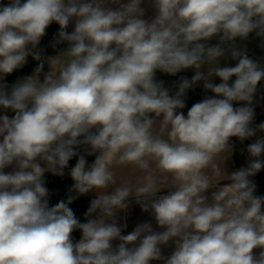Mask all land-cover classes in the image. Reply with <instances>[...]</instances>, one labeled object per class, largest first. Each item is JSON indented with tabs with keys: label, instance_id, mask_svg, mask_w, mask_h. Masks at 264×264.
Masks as SVG:
<instances>
[{
	"label": "clouds",
	"instance_id": "9594fccd",
	"mask_svg": "<svg viewBox=\"0 0 264 264\" xmlns=\"http://www.w3.org/2000/svg\"><path fill=\"white\" fill-rule=\"evenodd\" d=\"M144 3L0 5V264H264V195L251 179L264 169V122L253 126L264 57L244 44L254 36L264 48V0H150V19ZM52 23V46L67 47L45 57ZM29 56L38 66L9 87ZM188 69L174 94L157 79ZM201 81L212 95L178 111ZM234 137L255 140L247 166L228 173ZM76 156L75 195L50 206L45 173L63 176ZM92 191L81 222L69 205ZM130 198L162 231L145 222L122 234Z\"/></svg>",
	"mask_w": 264,
	"mask_h": 264
},
{
	"label": "trees",
	"instance_id": "16d2710c",
	"mask_svg": "<svg viewBox=\"0 0 264 264\" xmlns=\"http://www.w3.org/2000/svg\"><path fill=\"white\" fill-rule=\"evenodd\" d=\"M23 2V0H22ZM2 4H7V0H0V5ZM59 31V25L56 23H52L48 29L46 30V35L41 39L40 44L38 45V50H42V55L46 56L49 53H55L59 52L61 49L66 48L67 44H59L53 47L52 45L55 43V40L57 38V33ZM67 31L71 32V28L69 27ZM212 43H215V41H212ZM246 45V48L248 50H251L252 47L257 46L256 49L253 52V59H257L260 57H264V48H261L258 46L259 41L258 39L254 38V36H250L247 41L244 42ZM39 61H36L32 59L31 56L28 57L27 63L20 69L16 70L13 74L8 75L5 77V83L9 85V87L15 83V80L17 78L22 79L25 76L31 75L34 71V69L38 66ZM45 71H47V64H45ZM193 75L189 72L188 70L182 71L178 73L176 76H171V75H166L162 73H157V79L162 80L164 82V86L168 89H170V94L175 93V89L177 87V84L180 80L181 77H186L188 79H191ZM233 80L235 79L234 77L232 78ZM177 82L174 84V82ZM214 83H220V80L215 81ZM203 83H198L194 88H193V94L190 98L185 99V104L186 107L184 109L178 110V111H183L184 114H187L188 109L196 103L197 100L200 98L210 94V92H205L203 89ZM258 88L261 89L262 95H264V81H261L260 84L258 85ZM7 114L11 117L14 115V113L11 112V110L7 111ZM234 140L239 141L238 138H232ZM244 144V151L247 160H249V156L247 153V146L250 144L247 140L243 142ZM78 153L80 155H84L85 159L87 160L88 164H91L95 156H90L87 155L86 150L84 147H81L77 149ZM78 156L73 157L69 161V165H72L73 163L77 162ZM51 175L53 177V180L50 184H48L46 187L49 190V204L50 206L55 205L61 200H67V197L69 195H75L74 192H71V186L73 184V181L71 179V176L65 178V179H60V176L58 175H53L52 173H45V177ZM251 179L254 181L256 184V192L255 195H264V169H262L260 172H258L254 177H251ZM90 204V199L88 196H80L78 199L74 200L72 204L69 205V207L73 210L75 213L76 217L81 221V222H86V216L85 213L87 212V209L89 208ZM74 242L78 241V238L80 236V231L77 230L73 232L72 234ZM150 264H163V263H150Z\"/></svg>",
	"mask_w": 264,
	"mask_h": 264
},
{
	"label": "crops",
	"instance_id": "0c3cea01",
	"mask_svg": "<svg viewBox=\"0 0 264 264\" xmlns=\"http://www.w3.org/2000/svg\"><path fill=\"white\" fill-rule=\"evenodd\" d=\"M125 2H126V0H125ZM142 7L145 8V11H146V15L144 17L145 19H150L155 15V10L150 4V0H145V3L142 4ZM69 27L71 28V30H73L74 22L70 23ZM57 53L58 52L49 53L45 57L54 56ZM248 54L251 58H253V52L252 51L248 50ZM235 63H236V61H233L229 58L227 60H222L221 66L222 67L223 66H235ZM189 72L192 75H194L193 69H189ZM17 79H20V78H17ZM17 79L15 80V82L17 81ZM214 80L217 81V80H219V78L214 77L213 81ZM4 82H5V79H4ZM201 83H203V82L201 81ZM208 95L210 96V95H212V93H210ZM204 97L200 98L196 102L202 100ZM254 105H255V119H254L253 126L264 122V95H262L260 88H258L256 96L254 97ZM234 106H240V105L234 103ZM254 140H255V137H253L252 139H249L247 141L249 143H252V142H254ZM231 143L234 146L233 154H232L231 158L225 162V165H224V167L228 173L236 171V170L240 169L241 167H246L247 163H248V160L246 158L245 151H244V144L241 143L240 141H237L234 139L231 140ZM262 159H264V156H262ZM75 164H76V162L73 163L72 165L68 166L64 170V175L60 176V179H65V178L69 177L70 176V174H69L70 170L72 167L75 166ZM12 170H13V168L10 166L9 168L5 169V172H11ZM52 180H53V177L51 175L45 177V186L50 184L52 182ZM228 182L229 181H222L221 183L223 184V183H228ZM112 190L113 189L111 187L108 189L109 192H111ZM167 191H168L167 189L162 190V192L159 194H166ZM96 195H97V192L92 191V192H89L86 196L89 197L90 202H91V200L94 199L96 197ZM209 195H210V193H209ZM89 206H90V204H89ZM117 215L119 217V222H118L119 226L122 227V231L124 232V235H126V234L130 233L132 230H134V228L138 224L145 223V222H150L152 224L154 231H162V229H160L157 226L154 218L151 215V212L150 211H148V212L142 211L141 207L135 202L134 198H130L128 209L126 211L119 212ZM125 224L127 225V227H123V225H125ZM80 236H81V233H80ZM80 236H79L78 240L80 239ZM117 244H118L117 241H113L114 247ZM174 247H175V245L172 243H170V245L167 247H163L162 248V254L165 257L169 256L174 251ZM255 252L258 254L259 249L255 250ZM150 263H163V261H152Z\"/></svg>",
	"mask_w": 264,
	"mask_h": 264
},
{
	"label": "water",
	"instance_id": "95a60500",
	"mask_svg": "<svg viewBox=\"0 0 264 264\" xmlns=\"http://www.w3.org/2000/svg\"><path fill=\"white\" fill-rule=\"evenodd\" d=\"M177 90H178V89H177V87H176L175 92H176ZM192 94H193V89H189V90H187L184 99L190 98V97L192 96Z\"/></svg>",
	"mask_w": 264,
	"mask_h": 264
},
{
	"label": "rangeland",
	"instance_id": "374dc122",
	"mask_svg": "<svg viewBox=\"0 0 264 264\" xmlns=\"http://www.w3.org/2000/svg\"><path fill=\"white\" fill-rule=\"evenodd\" d=\"M257 46L252 47V49L250 51L254 52V50L256 49ZM215 82V80L213 81ZM177 83L176 81L174 82V84ZM4 114V109L0 108V115Z\"/></svg>",
	"mask_w": 264,
	"mask_h": 264
},
{
	"label": "built area",
	"instance_id": "2783aa9c",
	"mask_svg": "<svg viewBox=\"0 0 264 264\" xmlns=\"http://www.w3.org/2000/svg\"><path fill=\"white\" fill-rule=\"evenodd\" d=\"M122 234L124 235V232L122 231ZM119 243V241H117Z\"/></svg>",
	"mask_w": 264,
	"mask_h": 264
}]
</instances>
